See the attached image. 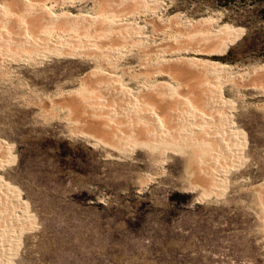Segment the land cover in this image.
<instances>
[{
  "label": "rangeland",
  "instance_id": "rangeland-1",
  "mask_svg": "<svg viewBox=\"0 0 264 264\" xmlns=\"http://www.w3.org/2000/svg\"><path fill=\"white\" fill-rule=\"evenodd\" d=\"M22 1L0 0V264H264V0Z\"/></svg>",
  "mask_w": 264,
  "mask_h": 264
},
{
  "label": "bare ground",
  "instance_id": "bare-ground-1",
  "mask_svg": "<svg viewBox=\"0 0 264 264\" xmlns=\"http://www.w3.org/2000/svg\"><path fill=\"white\" fill-rule=\"evenodd\" d=\"M23 1H25L26 3L25 4H29L30 5V3L27 1V0H23ZM22 1V2H23ZM43 10V9H42ZM1 11V10H0ZM40 12H41V14L42 15H40L39 17H38V19H40V20H38V21H45V23L46 22H50V23H53V22H58L59 21V23L61 22L60 20H61V18L63 17V16H68V18L69 19H77L78 17V19H79V21L80 20H82L83 18L81 17V16H70V15H53V14H50V13H46V12H44V11H41L40 10ZM35 14H37V13H35ZM70 16V17H69ZM1 19V18H0ZM88 19V18H87ZM32 20V19H31ZM37 20V19H36ZM35 20V21H36ZM68 20V19H67ZM75 21V20H74ZM78 21V20H77ZM91 21V20H90ZM74 24V23H73ZM24 30H22V36L23 37H25L26 39H27V37L26 36H28L27 35V33H26V30H25V27L23 28ZM2 32V31H1ZM218 35L219 36H222V41L221 40H219L220 41V44H219V48L220 49H222L223 50V48H224V46L231 40V34H229L227 31H225V30H223V29H219V32H218ZM47 36V35H46ZM221 39V38H220ZM49 40V39H48ZM33 44V43H32ZM55 46V45H54ZM218 49V48H217ZM204 65H206V67H207V69H209V66H207L208 64H204ZM210 69L211 70H217V69H219V70H221V69H223L222 67L220 68L219 66H216L215 64H213V65H210ZM105 75H107L108 77H111L112 75H109V74H106V73H104ZM104 76V75H103ZM106 76V77H107ZM113 77V76H112ZM113 79V78H112ZM110 80V79H109ZM112 81V80H111ZM117 86V85H116ZM202 98V97H201ZM180 99V98H179ZM185 99V98H184ZM213 101H215V102H217V103H219V102H221L223 105H226L225 104V102L221 99V98H219V97H217V95H215V97H213V99H212ZM202 101V100H201ZM211 104H213L214 105V103H211ZM208 105V104H207ZM215 105H217V104H215ZM209 106H211V105H209ZM217 106H222L221 104L220 105H217ZM193 115V114H192ZM185 116V115H184ZM188 118V117H187ZM157 122V121H156ZM158 123V122H157ZM157 126V125H156ZM222 127V126H221ZM227 129V132H226V134H229L230 135V138H234V134H233V132H232V128H231V124L230 123H227V127H226ZM160 129V128H159ZM225 130V129H224ZM226 138V137H225ZM223 139V138H222ZM222 139H220V143H221V146H225V145H227V143L226 142H221V140ZM233 141V140H232ZM230 143V142H229ZM229 146V145H228ZM231 146V145H230ZM223 148V147H222ZM224 148H226V147H224ZM229 148V147H228ZM231 148V147H230ZM236 148V147H235ZM227 150V149H226ZM228 151V150H227ZM224 152V151H223ZM234 152H235V150H234ZM227 154H229L230 156H233V153L232 152H226ZM226 155V154H225ZM237 156H238V150H237V148H236V156L234 157L233 156V158H237ZM6 159V158H5ZM1 161V160H0ZM236 161V159H234V162ZM6 162V161H5ZM230 163V162H229ZM234 164V163H233ZM232 164V165H233ZM221 181V180H220ZM0 184L1 185H3L1 182H0ZM4 186V185H3ZM5 187V186H4ZM6 188V187H5ZM1 189V188H0ZM6 190H7V188H6ZM8 191V190H7ZM3 192V191H2ZM10 199V198H9ZM9 201H11V200H9ZM12 204H13V202H12ZM10 238V237H9Z\"/></svg>",
  "mask_w": 264,
  "mask_h": 264
}]
</instances>
